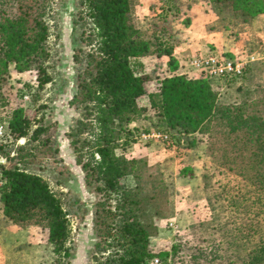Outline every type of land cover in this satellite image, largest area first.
Segmentation results:
<instances>
[{"label":"trees","instance_id":"obj_1","mask_svg":"<svg viewBox=\"0 0 264 264\" xmlns=\"http://www.w3.org/2000/svg\"><path fill=\"white\" fill-rule=\"evenodd\" d=\"M53 0H0V88L8 65L21 73L34 70L37 88L51 82L46 61L55 26ZM216 14L250 25L264 15V0H209ZM134 0H74L75 116L65 135L84 173L93 204V264H147L155 256L150 242L155 222L164 215L168 190L161 171L145 159H128L121 150L142 132L139 121L151 112L152 123L184 137L190 148L205 147L202 174L210 220L191 226L176 240L162 264H264V84L254 98L239 104L218 103L212 78L171 74L148 94L149 109L139 106L149 75L138 59L165 56L177 67L175 45L135 24ZM243 75L240 76V78ZM3 97L0 93L2 104ZM52 126L33 127L21 108L13 110L0 138V154L12 140L24 139L17 152L32 153L36 142L52 154ZM184 176V174L182 175ZM188 178H191L189 175ZM3 216L19 226H39L52 254L50 264H71L74 243L71 217L83 213L76 195L62 199L39 175L17 165L0 166ZM164 259V260H163Z\"/></svg>","mask_w":264,"mask_h":264},{"label":"rangeland","instance_id":"obj_2","mask_svg":"<svg viewBox=\"0 0 264 264\" xmlns=\"http://www.w3.org/2000/svg\"><path fill=\"white\" fill-rule=\"evenodd\" d=\"M133 16L136 26L151 37L152 32L168 43L183 46L177 64H187L191 57L215 54L222 58H242L246 63L241 75L212 77L218 103L239 104L255 97L256 88L264 84V36L259 28L253 36L238 42L239 35L249 30L228 14H216L209 0H134ZM55 26L48 38L49 58L46 61L51 82L37 88L34 70L17 72L14 64L8 65V74L1 84L0 125L5 127L12 112L21 108L33 127L39 124L52 126L51 138L55 140L54 155L36 142L32 153L23 146L24 139L11 141L0 154V166L17 165L41 176L56 196L64 199L76 195L84 205L83 213L71 217V237L74 254L71 264H93L90 252L94 244L92 229L93 204L97 195L85 186L84 173L75 162V156L65 135L76 115L69 101L74 92L73 42L71 40L74 0H53ZM188 45L194 46L191 51ZM244 53H240L241 50ZM204 52V53H203ZM242 56V57H241ZM250 56L255 59L250 61ZM147 64H165V56H146ZM142 64V63H140ZM188 72V69L186 70ZM187 72L185 74H187ZM195 76L194 72L189 73ZM188 76V75H187ZM151 112L139 121L141 130L158 131ZM176 142L160 140H130L122 154L128 159H145L150 166L163 174L168 190L164 215L155 222L156 233L150 242L154 254L147 264H162L161 254H169L178 238L191 226L210 220V207L204 196L203 170L208 163L205 147L190 148L184 137ZM184 174V176H182ZM191 178H188V176ZM175 222V229L169 222ZM50 247L45 232L36 225L19 226L6 219L0 203V264H50ZM164 260V259H163ZM169 264V260L165 261Z\"/></svg>","mask_w":264,"mask_h":264},{"label":"built area","instance_id":"obj_3","mask_svg":"<svg viewBox=\"0 0 264 264\" xmlns=\"http://www.w3.org/2000/svg\"><path fill=\"white\" fill-rule=\"evenodd\" d=\"M255 59L254 56H250L249 60L253 61ZM259 59L264 60V54L259 55ZM248 62L243 60L242 58H222L215 54H209L203 57H191L187 61L188 72L186 75L188 77H221V76H229V75H241L243 69ZM196 72L195 76H190L189 73ZM4 134V127L0 125V138ZM138 141H152V140H160L162 142H167L170 140V135L166 132L154 131L150 130L148 132H142L137 137ZM169 227L173 230L176 228L175 222L170 221Z\"/></svg>","mask_w":264,"mask_h":264},{"label":"crops","instance_id":"obj_4","mask_svg":"<svg viewBox=\"0 0 264 264\" xmlns=\"http://www.w3.org/2000/svg\"><path fill=\"white\" fill-rule=\"evenodd\" d=\"M249 27V30L246 32H243L242 35H239L238 42H241L242 39L245 41L246 39H250V37L253 36L254 30L257 28L260 29L261 35L264 36V15H258L255 18L252 19L250 22V25H247ZM191 51H193L195 48L194 46L188 45ZM183 46H178L173 51V56L176 60H178L180 51L183 50ZM204 53V52H203ZM240 53H244V50L242 49ZM242 57V56H241ZM147 58L141 57L138 59L139 63V73L146 74L150 76V79L147 80L143 87H144V94L141 95L137 99V104L139 106L145 107L149 109V101H148V94L153 91L156 88L157 81L164 77L169 76L171 74H185L187 71V64H177V67L174 70H171L169 66L165 64H147L146 60ZM196 75L197 73L194 72Z\"/></svg>","mask_w":264,"mask_h":264}]
</instances>
